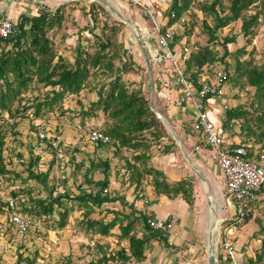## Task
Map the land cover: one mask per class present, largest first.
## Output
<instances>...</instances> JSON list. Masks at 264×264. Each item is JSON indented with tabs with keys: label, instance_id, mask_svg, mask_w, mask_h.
<instances>
[{
	"label": "trees",
	"instance_id": "16d2710c",
	"mask_svg": "<svg viewBox=\"0 0 264 264\" xmlns=\"http://www.w3.org/2000/svg\"><path fill=\"white\" fill-rule=\"evenodd\" d=\"M258 1L228 0V10H226L224 0H172L166 13L169 17H171L172 12L175 13V17L170 18L169 26L173 22H181L185 12L194 3L202 11L213 17L215 21L213 25H210L208 21L202 23L203 31L209 35L208 43H196L190 48L185 74L195 83L196 87H202L205 83L202 81V74L211 73L210 71L213 74L216 69H213L214 67L224 65L222 68L225 73L223 82L238 89L234 98L238 103L225 111L222 127L231 133L229 134L231 137L234 135L241 137V142L232 144V146L250 145L251 155L264 150V57L261 61H257L253 52L249 51L245 45L231 51L228 44L236 42L237 35H227L221 40L218 31L232 22L241 20V33L244 36L250 35L248 38H251L257 33L256 27L260 24V14L264 13V6H262L264 0L261 2L262 5L259 10L248 13L252 9V5L256 2L258 4ZM63 9L64 5L56 9L44 7L35 14L21 13L14 21L13 33L6 38L0 37V120L3 119V111L5 110L10 112V117L16 116L15 110L17 113L22 111L21 108H15L13 111L12 104L34 79H37L38 83L53 87L40 102L22 106L24 112L28 110V107H34L35 116H40L43 109L52 110L58 105L66 92H78L89 76L93 74L96 84L91 87L92 89L101 84L100 76L107 77L108 80L97 89L98 98L91 103L87 110H83L82 114L84 117L92 116L95 108L102 109L107 115L108 123L101 131L109 135L111 141L108 143L100 142L97 144V149L88 152L90 153L89 156L92 155L89 164L84 159L76 162V167L79 169L85 167V183L89 187L82 188L79 186V193L74 195L67 192L54 194V187H50L49 183L50 169L46 171L35 170L40 155L36 157L30 155L29 160L24 162L22 153H17L24 165L23 172L26 173V176H23L22 172L8 167L7 157L3 152L6 148V135L9 130L11 133H18L15 129L18 123L14 121L7 125L8 129L0 128V176L3 181H10L11 184H14L16 179L24 183L18 189H13L11 193L13 198L19 200V204L16 205L19 212L31 219L36 226L38 225L37 220H40L43 221L47 230L64 228L69 222L68 216L71 212L67 204L64 203V199L75 201L80 205V208H84L83 218L78 219V225L88 237L87 244L93 253L87 264H128L131 260L142 263L148 259L147 249L149 245L157 240L167 241L169 234L162 229L158 230L151 226L149 219L153 218L154 214L149 215L146 211H139L135 206V201L129 202L124 195L112 193L110 189L111 158L98 156V152L113 146L114 154L122 158L123 148L133 151L130 158L128 156L123 157L125 168L123 177L127 175L128 184L134 186L137 193L142 190L136 195V200L145 192L143 189L144 182L149 181L156 194H164L171 199L181 197L190 206H194V184L187 178L170 181L161 169L153 165V145L154 143L162 144V139L168 136V131L162 120L151 108L149 101L143 94L142 87L130 90L129 85L123 80L121 73L129 70L131 60L124 62L121 67L116 65L115 60L120 57V53L117 49L111 51L115 45L111 36L105 40L99 39L96 44L97 50L94 53L87 51L85 47L80 45L73 63L61 55L58 56L57 61H54L57 54L52 47L48 33L55 27L61 26L64 19ZM83 13L90 14L94 22L93 26H98L99 16L94 4L91 5L88 12L84 10ZM194 18L196 19L195 13H193L191 22ZM182 23L189 25L190 21L189 23L186 21ZM192 25H189L188 35L192 33L194 27H191ZM176 41L177 45L180 44L181 36L177 35ZM215 45H221L224 48L221 55L214 48ZM227 58L228 60H226ZM92 67L93 71H91ZM243 90L247 91L246 97L241 95ZM16 142L21 143L19 139ZM46 142L52 150L58 152L63 149L64 151L62 139L59 136L56 135L51 141L46 140ZM172 144L164 143L162 152L169 153ZM75 150L80 152L79 148H75ZM29 152H32V146ZM95 171L101 172L103 177L96 178L94 176ZM62 180L66 182L67 179ZM29 181L34 182V184L29 183ZM39 186L48 193L46 195L41 193ZM36 189H38L37 193L34 191ZM263 189L264 187L260 193ZM262 199L264 200V196ZM260 200L261 197L248 203L249 207L247 206L248 210L244 221L227 220L224 223L225 229L232 223L236 226H241L244 222L247 223L252 218L249 208H252ZM117 201H120L123 207H129L130 211L107 209L113 214L109 220H107L106 214L100 218L91 216L97 208L101 209L103 205ZM2 204H6L7 210H10L8 202ZM115 226L120 229L117 234L119 242L128 241V247L120 243L121 247L116 249L114 246L110 247V243L101 241L104 237L113 234L112 229ZM261 231L264 232V224L261 225ZM34 233L37 236L44 235L41 230H35ZM92 241L94 242L93 245H91ZM22 248L19 247L17 250L16 264H39L38 249L27 247L24 243ZM218 258L219 264H222L221 257L218 256ZM72 262L70 254L64 257V264H72ZM249 264H264V236L260 248L256 250V260Z\"/></svg>",
	"mask_w": 264,
	"mask_h": 264
},
{
	"label": "rangeland",
	"instance_id": "374dc122",
	"mask_svg": "<svg viewBox=\"0 0 264 264\" xmlns=\"http://www.w3.org/2000/svg\"><path fill=\"white\" fill-rule=\"evenodd\" d=\"M15 1L19 4V6L28 7V12L33 11V7L31 5L29 7V4H32L33 0ZM109 1L66 0L65 2H62V4L58 5V7L64 5V19L60 27H55L48 33L52 41V47L57 54L54 61H57L58 56L61 55L66 60H70L73 63L80 45L85 47L87 51L94 53L97 50L96 44L98 43L99 39L105 40L108 36H111L112 41L115 44L111 51L117 49L120 53V57L115 60L116 65L121 67L124 62L131 60V63L129 64V70L127 72L121 73L123 80L129 85V89L135 90L142 87L143 94L149 101L151 108L155 109L156 107L158 111H161V109H163V111L167 113V115H170L169 110L172 109L170 108V104H168L170 100L166 101L163 104L160 101L157 102L155 97H158V93L161 91L163 92L166 90L173 92L172 75L174 72L170 65L165 63L160 64V62L154 60L152 56H150V65H148L145 59L144 49H148L146 45L145 34L147 35L151 31L153 25L152 19L148 17V15H146L145 10H147V6L150 7L151 10L154 9L157 13V16L162 21L166 22L168 20V15L166 13L171 5L172 0ZM4 2L6 3L1 4L0 7V11H2V13H6V11H9V8L12 7V5H10L11 0H4ZM12 2H14V0H12ZM261 2L262 0H259L258 4L257 2L253 4L252 9H250L248 13H254L255 11L259 10L262 5ZM92 4L96 6V10L99 16V23L97 27L93 26L94 22L92 16L90 14L86 15L83 13L84 10L85 12H88ZM228 5V0H224V6L226 10H228ZM193 13L196 14V19L194 18V20L191 22ZM18 14L19 9L18 11H15L14 15H12L11 13L10 15L3 14V16H7L13 19V21H16ZM184 19L188 23L190 21L189 25L193 24L191 27H194L192 29V33L188 35L187 30L189 28V25H178L177 30L182 40L180 43L181 45H178H187L191 48L196 43L207 44L209 35L206 33V31H203L202 23H205L204 21H208L210 25H213L215 23L213 17L209 13H205L204 11H202L194 3L191 8H189L185 12ZM259 21L260 24L256 27L257 33L251 38H248L250 35L244 36V34L241 33V20H238L236 22H232L230 25L224 28H220L218 31L220 35L219 39L222 40L227 35H237L236 42L228 44L229 49L233 51L238 47L245 45L249 51L253 52V56L255 57V59L257 61H261L264 57V13L260 14ZM128 22H132L133 24H135L137 28L136 32L131 29ZM151 43L154 44V40H151ZM155 47L156 45L154 46V48ZM214 48L218 51L219 55H221L224 51V48L221 45H215ZM226 60H228V58ZM223 67V64L218 65V67H214L213 69H216L213 73H219L220 71H222ZM93 70L94 69L92 67L91 71ZM210 72L212 73V71ZM208 73L205 72L203 74ZM99 79L101 81V84H98L95 89H92L91 87L96 84L92 74V76H89L88 80L83 84L84 86L78 92H66L62 101L58 105H56L52 110L43 109L40 112V116H35L33 112L34 107H28V110L24 112L22 106L25 104L28 106L40 102L45 98L46 94L53 89V87L44 85L43 83H38L37 79H34L32 82H30L25 91L20 94L12 104L13 111L15 108H21L22 111L17 113L15 110L14 112L16 116L10 117V112L5 110L3 111V119L0 120V128H3V130L7 128L8 124L13 123L14 121L18 123V125H16L15 127L18 133L14 134L9 130L8 134L6 135V148L3 153L7 157L6 163L8 162V167L16 169L17 171L22 172L23 176H26V173L23 172L24 165L22 164L20 158L17 156V153H22V159L24 160V162H27L29 160L30 155L33 157L40 155V160L36 165L35 170L37 169L38 171H46L50 169L49 183L50 187H54V194L58 192H67L70 195H74L79 193V186L82 188L89 187L85 183V167L83 166L79 169L78 167H76V162L84 159V161L87 160V164H89V161L92 159V155L89 156L88 154L90 153L88 152H93L95 148L97 149V145H94V143L90 142L88 138L90 131H101L106 127L108 123L107 115L100 108H95L93 110L94 114L92 116L84 117L82 114V111L87 110L91 106V103L98 98L97 89L100 88V86L106 83V81L108 80L107 77L103 76H100ZM174 89L177 90L176 88ZM225 91L226 94L224 96L220 98L218 97L212 101L215 104L214 107L211 106V111L214 114L216 112L215 109L224 110V107L221 108L219 106L220 102L222 101L221 98H226L229 104L232 101V105L234 102L238 103V101L236 102L234 99L236 97L235 94L238 91L236 87H232V85L227 83ZM246 94V90L241 91L242 97H246ZM153 100H155L156 102H153ZM243 100L245 99L243 98ZM157 103L159 104V108L157 106ZM217 103H219V105H217ZM171 105L172 107H174V104ZM186 113L192 116L195 114L194 110L188 111ZM172 115L174 116V112ZM218 117L219 122L222 118V115ZM160 119L162 120L166 130L168 131V136L162 139V144L154 143L153 155L163 154L161 156L171 162L172 160H169L170 155L168 153H162V145L164 143L169 145L173 143L170 153H175L176 155L178 154V160H181V162H183V165L188 164L183 153L185 148L180 150L178 145L181 138L179 137L178 133H174L173 131L176 129V124L178 125L179 123L175 124L171 121L170 123H168L165 119ZM44 130L46 131L48 137L46 140L51 141V139H53V137L56 135L59 136L60 139H62L64 151L63 149H60L58 152L57 150H52L48 147L46 140L41 141L38 139L39 131ZM227 133L228 135L230 134L229 131ZM189 136L190 135L186 133L185 138H183L181 141L184 143L186 139L189 140V138H192V142L190 141V145L188 144V146L189 148L191 146L192 149L196 152L194 139L195 137ZM17 139H19L21 143L16 142ZM186 142L187 140L185 141V143ZM31 146L32 152H29ZM75 148H79L80 152H76ZM132 152L133 151L131 149L123 148L122 158L121 156L114 154L113 146L110 149H101L98 152V156H101L103 158L108 156L109 158H111L112 172L110 189L112 190V193L116 192L118 195H124L126 199L129 200H131L132 198L134 199L135 196L133 197V195L141 193L142 191L141 190L137 193L136 190H133L134 186H130L128 184L127 175L123 177V173L125 172V168L123 166V157L128 156L130 158ZM75 155L77 156V158ZM197 156L200 157V154H197ZM72 157H74V159H72ZM154 157L155 156L152 157V161ZM157 160L158 159L156 156L155 163H157ZM209 160L211 161L210 157ZM152 163H154V161ZM212 169L216 172V175L222 178L224 177L222 168L217 166L214 162ZM94 176L96 178L103 177L102 173L99 171H95ZM64 178L67 179L66 182H63L62 179ZM29 183L34 184V182L31 181H29ZM22 184L24 183L19 179H16L14 181V184H11L10 181H3L2 177L0 176V211H3L0 212V264H16L18 257L17 250L19 249V247L22 248L23 243L27 247L39 250V264H64V257L68 254L72 256V264H87L88 260L93 256V253L91 247L87 244L89 240L88 237L85 236L84 230H82L78 225V219L83 218L84 208H80V205L77 202L64 199V203L67 204V207L71 212L68 216V224L61 230H47L43 225V221L37 220V226L34 225L30 230L22 234L17 230L18 227L10 222L9 217L12 212L8 211L5 207L7 205L2 203H9L10 200H14L15 209L19 211L16 206L17 204H19V200L13 198L11 191L13 189H18V187ZM149 184V181L144 182L143 189H145V191L147 190L146 187L150 186ZM39 190L44 195L48 193V191L43 190L41 186H39ZM34 191L35 193H37L38 189ZM153 192H150L149 195H151V193ZM215 192L217 193V189ZM218 192L219 193L217 194L220 195V198L219 200H216V202L215 200L213 201L214 209L220 211L219 217H221L222 219L224 217H230L232 215L230 212L232 211V209L228 205V195L225 192L224 186L219 189ZM216 193H214L215 196ZM262 195L263 193H260L259 197H261ZM146 203L147 200L144 201L143 199V201L141 202V204L139 203V205L145 206ZM107 209L130 211L129 207L125 208L120 203V201H117L114 203H107L103 205L101 209L97 208V210L93 212L91 216L94 218H100L106 214L107 220H109L113 217V214L111 212H108ZM249 209V211H251L252 213V218L247 223L244 222L243 224H241V226L237 227L242 228L244 234L250 235V233L254 232V237L258 239L255 240L252 237L253 242L262 244L264 232L261 231V225L264 224V200L261 199L257 204ZM196 210H198V212L209 211L207 203L199 206V208ZM196 210H194L195 213L197 212ZM224 211H228L229 213L224 214ZM201 219L202 226H194L195 228H189V230L191 231L193 237L192 244L195 245L194 249L197 250V252L194 251L193 254L200 253L201 258L204 254L205 258L202 259V262H204V264H207L209 244L211 245V243L209 242L212 241L211 237L213 235L208 234V214L205 218L203 217ZM191 224L194 225V222ZM35 230H41L42 232H44V235L37 236L34 233ZM119 232V227L115 226L112 229L113 234L104 237L101 241L110 243V247L114 246L116 249L117 247H121V244L125 247H128V241L122 240L121 242H119L117 236ZM229 232L232 233L230 234V237L233 241H236L239 238V236L234 235L233 229H231ZM224 233H227L226 229ZM220 234H223L221 225L217 233L215 234V239L213 236L216 247H218ZM209 239H211V241H209ZM91 245H93V241L91 242ZM155 254L157 255V257H154V259L150 257V259L148 260L150 262L153 261L155 264H159L160 261H157V259L159 258L160 253L159 251H156ZM193 256L195 257L197 255ZM171 259L172 258H169L167 260L169 261V264L173 263V260ZM165 260V258L161 259V261ZM197 260L198 259L191 260L190 264H198L199 262ZM128 264L147 263L146 261L138 263L131 260Z\"/></svg>",
	"mask_w": 264,
	"mask_h": 264
},
{
	"label": "built area",
	"instance_id": "2783aa9c",
	"mask_svg": "<svg viewBox=\"0 0 264 264\" xmlns=\"http://www.w3.org/2000/svg\"><path fill=\"white\" fill-rule=\"evenodd\" d=\"M145 11L153 24L151 31L145 34L148 53L160 64L168 63L172 68L174 72L172 87L176 88L179 93L175 101L176 105L181 108L190 105L195 113L192 128L197 140L195 148L200 153L208 154L212 162L222 168L228 203L236 210L233 211L232 219L235 222H242L247 214L248 203L258 199L264 187V150L251 155L250 145L232 146L227 140L228 131L222 126H217L211 119L209 110L211 102L226 94L223 82L225 73L220 71L219 73L202 74V81L205 82L202 87H196L195 83L186 76V61L190 47L183 45L181 48L179 46L180 49L176 48L178 46L176 37L179 35L178 25H183L182 22L186 20L183 18L181 22L176 21L169 26L170 18L175 17L174 12L171 13V17L168 15V20L164 22L157 16L154 9L151 10L147 6ZM13 31V19L7 16L1 17L0 37L6 38ZM151 40L155 43L152 44ZM38 137L43 141L47 137L46 131H39ZM88 138L96 145L100 142L111 141L110 136L100 130H91ZM8 206L10 208L8 211L12 212L9 217L10 222L18 227L19 232L24 234L34 226L31 219L15 209L14 200H10ZM149 222L153 228L158 230L170 232L173 228V223L168 218H150ZM216 248L222 264H248L241 260L235 243L226 234L220 239Z\"/></svg>",
	"mask_w": 264,
	"mask_h": 264
},
{
	"label": "crops",
	"instance_id": "0c3cea01",
	"mask_svg": "<svg viewBox=\"0 0 264 264\" xmlns=\"http://www.w3.org/2000/svg\"><path fill=\"white\" fill-rule=\"evenodd\" d=\"M66 0H33L32 4H29L33 7V11L32 12H28L29 8L28 7H22L19 6L18 3H16V1L14 0V2H12L11 0V4L12 7L9 8V11H6V13H2V11H0V16L4 17L3 14H7L10 15L12 13V15H14L15 11H18L19 9V14L21 13H25V14H35L37 13V11L41 8L44 7H49L51 9H56L58 7V5L62 4V2H65ZM70 1V0H68ZM20 2V1H19ZM6 3L4 2V0H0V7L1 4ZM26 4V3H23ZM12 9V10H11ZM28 10V11H27ZM18 14V15H19ZM176 48L178 49V46H176ZM150 56V55H149ZM168 64V63H166ZM168 84V83H167ZM227 83H225V88H226ZM157 86V85H156ZM174 88H172V91H161L158 93V97H155L156 101H160L161 103H165L166 101H169L168 104H170V108H172L170 111V115H167V113H165L163 111V109H161V111H158V109L155 107V111H157L159 114H161L162 119H165L168 123H170V121L172 123H179L178 125L176 124L175 126V130L174 133H178L179 137L181 138V140L183 138H185L186 133L189 134V137H194V132H193V126H194V115H189L186 112L188 111H193L192 107L190 105H187L183 108L178 107L177 105H175V101L176 98L179 96V93L177 90H175ZM229 96V95H228ZM231 98V97H230ZM229 98V99H230ZM216 99V98H215ZM213 99V100H215ZM222 101L219 103H217V105H219L221 108L224 107V110H220V109H215L216 112L215 114L211 111V106L214 107L215 104L213 102H211L210 106H209V110H210V117L211 119L216 123L217 126H222V121L224 119V114L225 111L227 109H229L230 107H232V101L227 102L226 98H221ZM155 100H153V102H156ZM218 101V100H217ZM171 104H174V107H172ZM227 104V105H226ZM236 103L234 102L233 105H235ZM157 106L159 108V104L157 103ZM174 112V116L172 115ZM156 113V112H155ZM222 115L221 120L218 122V116ZM234 128V126H233ZM177 130V131H176ZM186 132V133H185ZM230 133V132H229ZM231 134V133H230ZM178 138V139H180ZM192 138L186 139L187 140V145L184 141V143L180 140L179 142V148L180 150L184 149V157L187 160L188 164L183 165V162H181V160H178V154L176 155L175 153L172 154L169 151V155H170V159L172 160L171 162L168 161V159L163 158L161 155L163 154H157V155H153V156H157V163H155V157L153 159L154 163L153 165H155L158 169H161L166 175L167 178L170 181H178L182 178H187L189 180H191L194 184V196H195V204L194 206H190L183 198L181 197H177L175 199H171L168 196L161 194L158 195L156 194L153 186L151 187V183L149 184L150 186L146 187V191L144 193H142L141 197L136 200V195H133L134 199L131 196V200H129V202H133L135 201V206H137L139 211H146L149 215L154 214L153 218H169L172 223H173V228L171 229L170 232H168L169 237L167 241H153L148 249H147V254H148V259L157 257V255L155 254L156 251H159V258L157 259V261H160L159 264H169V261H167L169 258H172L171 260H173L172 264H190L191 260H195L198 259L197 261L199 262L198 264H204V262H202V259H204V254L203 257L201 258L200 253L197 254H193V252H197L196 249H194L195 245L192 244L193 243V237L191 234V231L189 230V228H195L196 226H202V219L201 218H205L208 214V234H212L214 236L215 239V234L217 233L220 225L222 226L223 229V234H220L219 236V241L222 238V236H225V234L227 236H229V239H231L230 237V233L229 231L231 229H233V233L234 235L239 236V238L236 241L232 242L235 243L237 249H238V255L241 258V260L246 261L248 264L251 261H255L256 260V250L258 248H260L261 243H254L253 242V238L255 240H257L258 238H255L254 235L255 233L252 232L250 233V235L248 234H244L242 231V228H238L234 223H232V225L228 226L226 228V232H225V226L224 223L227 220L232 219L233 216V211H236L235 208L233 206H231L229 203L228 205L230 206V208L232 209L231 212V216L230 217H224L223 219L220 216V211H218L217 209H214V200L217 199L219 200L220 195L217 194L219 193V189H221L224 186L225 192H226V188H225V177H220L218 175H216V172L213 171L212 166H213V162L212 160H209V156L208 154H206L205 152H198L196 150V152L192 149V147L188 146V144L190 145V141ZM195 139V138H194ZM227 140L229 142V144H238L241 142V137L239 135H234V136H230L227 135ZM196 139H195V143H196ZM192 142V141H191ZM174 146V145H173ZM172 147V146H171ZM195 152V153H194ZM163 153V152H162ZM167 154V153H164ZM197 154H200V157L197 156ZM206 159V161H205ZM216 188H215V187ZM217 189V193L215 192ZM134 190V189H133ZM154 191V192H153ZM150 192H153L150 194ZM216 193V196L215 194ZM264 196V189L262 191ZM131 195V194H130ZM201 195V197H200ZM261 196V199H262ZM214 198V199H213ZM145 200H147V203L145 204V206L139 205V203L141 204V202ZM221 200V199H220ZM228 202V199H227ZM204 203H207L208 209L209 211H199L196 210L199 208V206L203 205ZM249 207V206H248ZM117 209V208H116ZM212 209V211H211ZM214 209V210H213ZM194 210H196L197 212L195 213ZM229 213L228 211H224V214ZM215 219V220H213ZM194 222V225H192L191 223ZM211 224V225H210ZM195 226V227H194ZM192 230V229H191ZM213 236L211 237V239L213 240ZM253 237V238H252ZM211 239H209V241H211ZM192 241V242H191ZM215 241V240H214ZM218 241V242H219ZM210 243V242H209ZM168 247V248H167ZM209 253H210V244H209V251H208V259H209ZM197 255V256H193V255ZM219 256V254H218ZM165 258V261H161V259ZM146 260L147 264H153V261H149ZM152 259V260H153ZM155 264V263H154ZM208 264V262H207Z\"/></svg>",
	"mask_w": 264,
	"mask_h": 264
},
{
	"label": "water",
	"instance_id": "95a60500",
	"mask_svg": "<svg viewBox=\"0 0 264 264\" xmlns=\"http://www.w3.org/2000/svg\"><path fill=\"white\" fill-rule=\"evenodd\" d=\"M144 54H145V59H146L148 65H150V56H149V53H148V50L147 49H144ZM152 109L154 110V108H152ZM155 112H156V114L158 116L161 117V114H159L157 111H155ZM212 241L210 242L211 245H210V253H209L208 263L209 264H219L218 263V257H217V248H216L215 242H212Z\"/></svg>",
	"mask_w": 264,
	"mask_h": 264
},
{
	"label": "bare ground",
	"instance_id": "6f19581e",
	"mask_svg": "<svg viewBox=\"0 0 264 264\" xmlns=\"http://www.w3.org/2000/svg\"><path fill=\"white\" fill-rule=\"evenodd\" d=\"M108 1H109V0H108ZM109 2H110V1H109ZM128 23H129L131 29H132L133 31L136 32L137 28H136L135 24H133L132 22H128ZM145 37H146V36H145ZM213 199H214V198H213ZM216 200H217V199H215V202H216ZM213 220H215V219H213ZM210 225H211V224H210ZM212 242H214V240H213Z\"/></svg>",
	"mask_w": 264,
	"mask_h": 264
},
{
	"label": "clouds",
	"instance_id": "9594fccd",
	"mask_svg": "<svg viewBox=\"0 0 264 264\" xmlns=\"http://www.w3.org/2000/svg\"><path fill=\"white\" fill-rule=\"evenodd\" d=\"M169 219V218H168ZM170 220V219H169ZM168 233V232H167ZM217 257H218V255H217Z\"/></svg>",
	"mask_w": 264,
	"mask_h": 264
}]
</instances>
